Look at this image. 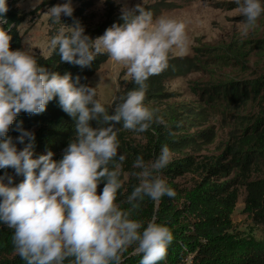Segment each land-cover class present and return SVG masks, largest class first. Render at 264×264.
<instances>
[{
  "label": "clouds",
  "instance_id": "clouds-1",
  "mask_svg": "<svg viewBox=\"0 0 264 264\" xmlns=\"http://www.w3.org/2000/svg\"><path fill=\"white\" fill-rule=\"evenodd\" d=\"M235 3L234 11L243 17L239 30L247 35L264 14V4ZM8 10L7 0H0V170L11 168L23 180L17 184L6 172L0 176V224L13 231L16 254L26 264H122L123 254L134 245V253L142 257L140 264H159L174 239L171 230L157 223L155 216L144 227L132 215L145 197L157 202L165 195L175 197L160 174L172 153L164 145L154 160L135 158L128 175L138 183L127 197L130 207L122 209L116 199L123 187L121 166L126 157L119 154L118 134L143 133L153 122H164L144 103L145 82L167 68L171 52L188 51L185 23L163 15L154 19L138 4L122 8L123 23H114L92 39L78 20L71 25L61 22L62 14L73 16L71 0L43 13L60 25L49 47L62 63L88 67L97 55H107L138 85L114 101L110 114L97 99L96 86L81 85L79 77L73 82L71 74L39 66L30 47L11 50L12 37L4 27ZM57 97L75 122V135L61 160H53L51 151L34 158L35 134L24 130L22 122L17 125L16 141H29L21 150L8 136L9 130L22 112L42 114Z\"/></svg>",
  "mask_w": 264,
  "mask_h": 264
},
{
  "label": "rangeland",
  "instance_id": "rangeland-1",
  "mask_svg": "<svg viewBox=\"0 0 264 264\" xmlns=\"http://www.w3.org/2000/svg\"><path fill=\"white\" fill-rule=\"evenodd\" d=\"M107 1L112 2L119 16L122 8L132 9L138 4L143 7L159 2L175 5L160 16L181 20L186 25L190 40L188 51L174 50L169 56L189 57L194 69L167 82L165 89L170 97L151 103L150 109L164 121L153 124L170 131L173 137H182L189 144L178 151L170 150V163L184 158H191L193 163L185 172L160 174L166 182L180 189H190L204 177V169L217 159L223 164L231 161L226 149L232 147L237 138L245 136L264 115V14L254 29L242 35L238 25L243 17L234 11L235 0H95V6L79 20L84 29L95 28L105 19ZM66 2L68 0H19L16 3L22 16L18 30L23 49L30 47L34 55H50L49 41L56 34L58 24H53L43 13ZM71 5L75 8L78 3L71 0ZM130 79L122 65L108 58L89 79V85L96 86L97 99L110 106L119 91V83ZM124 139L140 150L149 145L144 135L131 131L124 133ZM14 143L21 150L26 146ZM239 175V170L232 169L211 178L213 183H229L231 189L238 192L236 208L229 221V234L233 240H264L263 227L244 212L245 179ZM262 176L259 168L252 167L246 177L256 180ZM127 180L124 174V183Z\"/></svg>",
  "mask_w": 264,
  "mask_h": 264
},
{
  "label": "trees",
  "instance_id": "trees-1",
  "mask_svg": "<svg viewBox=\"0 0 264 264\" xmlns=\"http://www.w3.org/2000/svg\"><path fill=\"white\" fill-rule=\"evenodd\" d=\"M19 0H7L8 12L4 17L7 23L4 25L9 29L12 37L11 50H23L22 38L18 26L22 22V16L16 8ZM78 6L73 8V16H62L61 22L67 25L73 24L74 20H81L88 10L95 6V0H74ZM105 19L95 28H85V35L95 39L104 34L105 30L114 23L122 24L121 16L116 14L115 7L111 1L106 2ZM175 5L159 2L144 7L153 13V18L159 17L164 11L174 9ZM60 25H57L59 28ZM38 65L49 71L58 72L61 75L71 74L73 82L79 77L81 85H89V79L99 70L101 65L108 60L107 55H97L88 67L62 63L60 56L54 50L49 56L35 54ZM194 69L189 57L169 56L168 66L160 74L153 75L145 82L147 85L145 105L150 108L151 103H159L170 97L166 92L165 84L175 78L184 76ZM79 86V85H78ZM90 86V85H89ZM131 79L119 83V91L111 105H105L112 114V108L118 97L125 95L129 90L137 88ZM256 86H253L255 89ZM233 92V90H232ZM236 99H238L236 97ZM26 131L35 134L34 158L46 155L51 151L53 160L62 159L64 149L75 135V122L60 107L58 97L49 102L44 113L39 115H28L21 113L11 126L8 136L16 138L20 133L16 130L21 125ZM93 126L95 123L93 122ZM121 125H117L120 127ZM121 130L118 134L119 154L125 155L122 164V181L127 174V181L117 193L116 203L122 209H128L127 197L131 194L133 187L138 183L135 178L128 175L132 164L137 156H143L145 161L159 154L161 148L167 145L171 151H178L189 144L182 137H173L170 131H164L152 123L151 127L138 133L145 136L148 146L141 150L133 147L124 139ZM29 143L27 138L25 144ZM232 160L223 164L220 158L204 169V177L190 189H180L176 185L167 182L176 195L173 198L163 196L158 202L145 197L140 208L133 212L132 218L141 221L144 227L147 222L155 216L156 222L169 227L173 234V241L168 246L165 258L159 264H264V240L254 238L232 239L229 234V221L231 214L236 208L238 200L237 190L231 189L227 182L213 183L211 178L219 174H225L232 169L240 171V178L245 179L244 212L251 219L260 224L264 229V115L259 118L245 136L237 138V142L226 149ZM113 162L109 167H114ZM193 167L191 158L176 160L168 164L161 173L170 175L182 173ZM252 167H257L263 172V176L256 180H248L246 177ZM5 172L14 178L15 183L23 180L22 176H16L13 169L0 170V176ZM238 176V177H239ZM236 181V180H234ZM6 182V181H5ZM103 183L98 186V194L102 192ZM13 231L0 224V264H26L14 250L12 243ZM134 245L129 247L122 256V264H140L141 255L134 253ZM65 264H68L66 261Z\"/></svg>",
  "mask_w": 264,
  "mask_h": 264
}]
</instances>
